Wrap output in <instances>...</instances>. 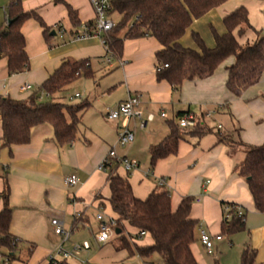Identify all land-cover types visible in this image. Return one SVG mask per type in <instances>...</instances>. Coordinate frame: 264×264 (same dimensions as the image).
I'll list each match as a JSON object with an SVG mask.
<instances>
[{
    "label": "crops",
    "instance_id": "crops-1",
    "mask_svg": "<svg viewBox=\"0 0 264 264\" xmlns=\"http://www.w3.org/2000/svg\"><path fill=\"white\" fill-rule=\"evenodd\" d=\"M66 1L77 11L82 28H73L64 3L21 0L23 9L36 11L52 31L47 39L36 19L25 21L22 32L30 69L9 74L7 65V72L3 71L5 75L0 77V95L23 100L67 59H88L93 70L91 77H79L64 94L65 100L80 93L72 92V88L79 85L83 98L74 103L84 100L90 103L72 144L59 145L53 127L42 124L33 128L29 143L6 147L1 140L3 126L0 121V194L8 185V203L12 209L10 233L18 241L13 264H48L52 257L70 264H145L139 255L129 254L116 233L106 243L97 240L101 224L98 214L102 213L105 220L117 217L110 203L109 174L99 169L112 147L119 155L139 163V167L131 172L118 168V173L129 179L137 198L146 199L162 188L158 185L160 179H165L164 188L171 192L174 210L184 197L194 198L191 216L213 236L214 242L213 252L209 253L200 241V230H197L193 252L199 264H239L246 246L256 250V263L260 260L264 264V213L254 209L246 180L235 172V166L245 157L244 146L235 148L232 143L217 144V136L212 132L202 137L185 134L177 154L160 159L152 170L150 166V147L170 134L168 122L179 111L192 112L205 121L207 112L216 111L215 115H225L230 120V130L224 131L225 126L218 125L222 133L239 136L246 144L264 143V76L259 84L241 97H235L226 86L228 76L222 66L210 78L186 81L180 91H176L169 82L157 78L156 55L161 49L157 39L150 36L126 39L119 57L107 52L99 36L70 40L73 32H82L85 24L95 20V11L90 0ZM9 3L10 0H0V13L4 11V20L0 22L4 25L8 23ZM250 14L249 11V17ZM59 24L64 28L62 34L57 30ZM53 31L55 35H52ZM57 34L60 35L58 38H52ZM185 35L181 43L187 47L189 39ZM251 35H243L239 41L253 42L256 37ZM192 41L195 48L193 38ZM109 57L111 63L107 61ZM25 82L31 83L33 90L22 92L20 87ZM128 96L139 97L142 110L156 114V120L147 129L137 128L130 146L120 147L117 145L120 131L127 125L133 128V122L125 118L110 120L107 110ZM161 111L167 113V118L160 117ZM149 171H152L151 175H148ZM71 175L79 178L75 186H67L65 182ZM225 203L239 204L247 214V230L234 236V243L226 236L216 239L221 235ZM3 208L4 201L0 199V211ZM54 219L62 221L70 232L64 243L62 236L54 231ZM125 227L126 232L137 233L127 223ZM225 239L231 245L230 253L216 259L215 252ZM85 242L89 243V248L83 247ZM133 242L145 246L151 245L153 239L147 234L134 238ZM61 245L69 253L67 258L58 252ZM76 245H80V249L76 250ZM153 259L161 261L158 255Z\"/></svg>",
    "mask_w": 264,
    "mask_h": 264
},
{
    "label": "trees",
    "instance_id": "trees-1",
    "mask_svg": "<svg viewBox=\"0 0 264 264\" xmlns=\"http://www.w3.org/2000/svg\"><path fill=\"white\" fill-rule=\"evenodd\" d=\"M57 1L66 5L73 28L81 27L77 11L66 0ZM227 1L112 0L109 15H118L119 19L108 35L104 36L105 42L112 54L119 57L123 53L126 39L154 37L161 44L156 55L157 67L168 65L157 71L158 80H166L173 89L180 91L186 81L210 78L224 66L229 92L235 97H241L249 88L259 84L264 76V36L251 24L247 7L240 6L224 17L226 32H215L213 47L207 46L197 32L192 34L195 48L185 47L181 43L194 20ZM7 13L8 23L4 25L0 22V60L7 59L9 74H19L30 69L26 38L22 32L25 21L36 19L43 27L47 39L50 38L52 28L44 23L36 11H25L21 0H10ZM94 25L95 20L85 24L90 34L93 33ZM62 28L61 24L57 26V30ZM248 30L258 33V37L253 42L241 43L239 37ZM78 33L73 32L72 38ZM66 41L65 39L64 42ZM92 75L88 59H67L27 99L16 100L0 95L3 146L29 143L33 128L42 124L53 127L54 138L59 145L75 142L83 113L90 103L86 100L66 103L58 99L64 98L68 87L79 77ZM42 93L47 96L40 99ZM187 113L192 112H177L168 122L170 134L150 147L151 170L160 159L177 154L179 142L185 139V134L202 137L213 131L202 116L193 128H180L178 120ZM216 136L217 144L232 143L233 136L222 133L220 129ZM240 144L245 147V157L235 166V172L246 180L253 197L254 209L264 213V143L253 145L240 140ZM118 168V165H112L108 170L112 193L110 203L117 216L112 221L115 233L129 254L139 255L145 264H153L154 255L160 257V264H199L193 252L199 229V221L191 216L194 198L184 197L175 210L171 192L164 187L156 189L146 199H139L135 196L129 179L121 176ZM8 196L9 187L6 185L5 191L0 194V199L4 201V208L0 211V253L9 255L13 261L18 241L10 233L12 209ZM228 215L223 220L221 236H226L233 242L234 236L247 230V214L244 212L239 216L231 210ZM126 223L135 228L137 233L125 234ZM118 229L120 233L116 232ZM143 231L152 237L151 245L140 246L132 241L134 238L139 239ZM57 264L70 263L64 260ZM239 264H256V250L246 246L241 252Z\"/></svg>",
    "mask_w": 264,
    "mask_h": 264
},
{
    "label": "built area",
    "instance_id": "built-area-1",
    "mask_svg": "<svg viewBox=\"0 0 264 264\" xmlns=\"http://www.w3.org/2000/svg\"><path fill=\"white\" fill-rule=\"evenodd\" d=\"M91 5L95 11V25L93 29V33L90 34L88 32L87 26H84L83 31L79 32L75 35L72 40L86 38L90 36H99L103 39L104 45L106 47L107 52L110 55H113L110 51L108 45L105 42L104 36L108 35V33L115 27V20L109 15V11L112 8V0H90ZM8 19V17H7ZM8 21V20H7ZM60 33L64 32V28L59 29ZM108 63H111V57L108 58ZM163 67H168L167 64L164 66L157 67V71H160ZM20 90L22 92H27L33 90V85L29 82H25L21 85ZM47 96L46 93H42L40 99H43ZM71 99H82L83 96L80 93H75L70 96ZM216 111H209L205 114V117H212ZM107 117L110 120H119L121 118L128 119L133 122V128L130 125H127L120 131L118 136L117 145L120 147L130 146L135 140V130L139 129H147L150 124H152L156 120V114L154 113H145L142 110V102L141 99L137 96H128L125 101L117 104L114 107H109L107 110ZM160 117L162 119L167 118V113L165 111H161ZM199 121V117L192 114L187 113L184 114L179 120L180 128H193ZM221 128V126H219ZM112 165H118L123 168L127 172H131L139 167V163L135 160L128 158L127 156H121L118 154L115 147H112L108 152L107 156L99 165V169L108 172L109 167ZM152 171H149L148 175H151ZM67 186H75L79 182V178L77 175L68 176L65 179ZM165 179H160L158 181V185L160 187L165 186ZM234 210L237 215H242L244 213V209L241 205L236 203H229L224 205L225 218L229 217V212ZM97 219L101 222L99 234L97 236V240L100 243H106L111 236L115 233V224L110 220H105V217L102 213L98 214ZM52 224L54 226V231L57 235L62 236L63 243L66 242L70 237V232L66 230L63 226V222L59 219L52 220ZM200 230V241L207 249L209 253L213 252L214 242L213 236L207 232L206 229L202 225H199ZM147 235L146 232H141L140 236L143 237ZM216 239H222L221 235H217ZM80 245H76L75 249H80ZM83 247L89 248L90 245L88 242L83 244ZM59 254L64 255L66 258L69 256V253L64 251L62 245L59 246L58 249ZM58 260L55 258H51L48 264H57ZM0 264H13L11 257L7 254L0 253ZM159 264V263H158Z\"/></svg>",
    "mask_w": 264,
    "mask_h": 264
},
{
    "label": "rangeland",
    "instance_id": "rangeland-1",
    "mask_svg": "<svg viewBox=\"0 0 264 264\" xmlns=\"http://www.w3.org/2000/svg\"><path fill=\"white\" fill-rule=\"evenodd\" d=\"M264 4V0H228L225 4L220 6L218 9H215L214 11L208 12L205 16L194 20L191 27L188 29L186 33V37L189 39L187 41V47H193L194 44L192 41V33L197 32L201 35V37L204 39L205 43L209 47H213L215 45V32L218 34H223L226 32V26L224 23V17L226 13H230L234 11L236 8L240 6H245L250 11V21L251 24L255 27V29L261 34V36H264V7L262 5ZM6 6V5H5ZM229 9V10H228ZM119 19L118 15H114V20L117 21ZM0 20H4V11L0 13ZM83 26H81L82 28ZM252 34L255 37H258V33H256L253 30H248L244 35ZM251 35V36H252ZM60 35L57 34V36H54L52 38H58ZM4 72H7V59L4 58L0 60V77L1 75H5ZM80 92L82 93V90L80 89L79 85H75L72 88V92ZM67 92V91H66ZM60 101H69V103H74L77 99H71L70 97L63 99H58ZM213 129L212 133L216 134L218 131V125L223 124L225 126L224 131L230 130V120L228 119V116L225 115H213L211 118H207L206 121ZM232 144L235 148L240 147V140L236 136L232 137ZM242 153H240L241 155ZM143 165V164H142ZM126 231L124 233L126 234ZM128 236V235H127ZM120 238V237H119ZM131 240V238H129ZM133 241V240H132ZM234 243V241H233ZM231 245L229 244V240L225 239V241L220 245V248L217 252H215V258L221 259V257L226 256L230 253ZM156 258V257H155ZM214 258V256L210 257ZM211 259V260H212ZM153 264H160L161 262L158 259H153ZM256 264H263L260 262V260L257 261Z\"/></svg>",
    "mask_w": 264,
    "mask_h": 264
},
{
    "label": "water",
    "instance_id": "water-1",
    "mask_svg": "<svg viewBox=\"0 0 264 264\" xmlns=\"http://www.w3.org/2000/svg\"><path fill=\"white\" fill-rule=\"evenodd\" d=\"M9 23H10V22H9ZM55 34H56V32L53 31V32H52V35H55ZM116 232H117V233H120V230L118 229Z\"/></svg>",
    "mask_w": 264,
    "mask_h": 264
}]
</instances>
